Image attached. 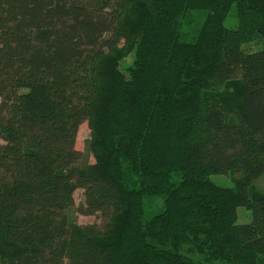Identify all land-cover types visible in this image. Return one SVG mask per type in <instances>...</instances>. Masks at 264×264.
<instances>
[{"label":"trees","instance_id":"1","mask_svg":"<svg viewBox=\"0 0 264 264\" xmlns=\"http://www.w3.org/2000/svg\"><path fill=\"white\" fill-rule=\"evenodd\" d=\"M262 175L264 0H0V264H264Z\"/></svg>","mask_w":264,"mask_h":264},{"label":"rangeland","instance_id":"2","mask_svg":"<svg viewBox=\"0 0 264 264\" xmlns=\"http://www.w3.org/2000/svg\"><path fill=\"white\" fill-rule=\"evenodd\" d=\"M223 25L227 29H231V30L237 29V18L234 7L231 9L229 15L224 20ZM260 47H261V42L257 38H255L253 41L246 42V44H244L243 46V50H245L246 52L256 51ZM132 58H133V54L130 53L128 56H126V58H124L119 63V68L123 71L125 75H127L126 72L129 71ZM88 139H89V130L87 128V124L84 123L79 128L75 148L83 153L84 158L86 157L89 163H93V158L85 150V143ZM210 180L221 187L234 188L235 182H239L243 180V175L240 173H229L227 175H214L210 177ZM252 184H253V189L264 193V175H262L260 178L255 180ZM73 198H74L75 208H78L84 204V196H83V191L81 189H77L74 192ZM157 206L158 208L161 207V200L159 199L152 201V204L150 203L149 205L146 204L147 214L151 215L155 213L156 211L154 210L155 209L158 210V208H156ZM72 215L74 216L76 222L80 225H87L94 223L99 226L102 225V220L99 216H81L75 213V210L72 211ZM251 221H252L251 212L245 208L238 207L236 223L250 224Z\"/></svg>","mask_w":264,"mask_h":264}]
</instances>
